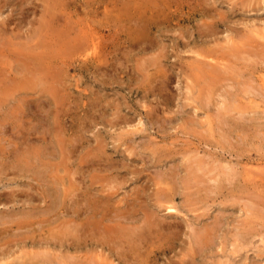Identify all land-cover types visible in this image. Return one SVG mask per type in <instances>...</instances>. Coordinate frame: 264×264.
Here are the masks:
<instances>
[{
	"label": "rangeland",
	"instance_id": "1",
	"mask_svg": "<svg viewBox=\"0 0 264 264\" xmlns=\"http://www.w3.org/2000/svg\"><path fill=\"white\" fill-rule=\"evenodd\" d=\"M0 84V264H122L51 238L153 221L144 264H264V0H0Z\"/></svg>",
	"mask_w": 264,
	"mask_h": 264
},
{
	"label": "bare ground",
	"instance_id": "2",
	"mask_svg": "<svg viewBox=\"0 0 264 264\" xmlns=\"http://www.w3.org/2000/svg\"><path fill=\"white\" fill-rule=\"evenodd\" d=\"M238 2V1H237ZM236 2V3H237ZM248 2V1H247ZM235 4V3H234ZM151 5V4H150ZM231 5V4H230ZM240 5V4H239ZM242 5V4H241ZM247 6H248V3H247ZM114 8V7H113ZM160 8V7H159ZM171 16V15H170ZM154 18V17H153ZM167 19V18H166ZM191 19V18H190ZM183 20H185V18H183ZM223 20V19H222ZM186 21V20H185ZM217 21V20H216ZM215 22V21H214ZM143 23V22H142ZM145 24H146V22H144ZM143 23V24H144ZM149 23V22H148ZM216 23V22H215ZM217 24H219L218 22H217ZM213 25H214V23H213ZM151 26V25H150ZM175 27V26H174ZM148 28V27H147ZM147 30V29H146ZM210 32V31H209ZM209 32H207V33H209ZM215 34V33H214ZM210 36V35H209ZM204 38H206L205 36H204ZM248 38V37H247ZM91 40V39H90ZM249 41H251L250 39H248ZM240 41V40H239ZM242 44V43H241ZM246 44H248V43H243L242 44V46H244V45H246ZM249 45V44H248ZM234 49V48H233ZM250 49V48H249ZM143 50V49H142ZM230 52H232V53H226V51L224 52V53H220V55L218 56V59L221 61V62H226V63H232L233 64V60L230 58V57H232L233 55H234V52H239V50H235L234 52H233V50H231ZM207 53H209V52H207ZM251 52H248V54H250ZM217 54V53H216ZM199 55V54H198ZM207 56H210V54H206ZM251 55H252V53H251ZM245 56V55H244ZM204 57V56H203ZM230 58V59H229ZM250 58V57H249ZM218 59H216V60H218ZM238 59H239V57H238ZM212 60V59H211ZM241 60V59H240ZM204 63H205V61H204ZM215 63H216V61H215ZM219 63V62H218ZM201 64H202V62H201ZM207 64V63H206ZM208 64H210V63H208ZM223 64V63H222ZM198 66H199V64H197ZM210 65H212V64H210ZM218 65V64H217ZM219 65H221V63L219 64ZM213 66V65H212ZM228 66V65H227ZM227 66H221V67H223L222 69H224V70H232L231 69V67H229V68H226ZM247 66V65H246ZM196 67V66H195ZM202 66L200 65V68H201ZM214 67V66H213ZM219 67V66H218ZM197 68V67H196ZM203 68V67H202ZM205 68V67H204ZM209 68V67H208ZM217 69H219V68H217ZM223 70V71H224ZM204 70H202V69H200L198 72H202V73H205V81L206 80H209L210 81V83L212 84V83H215V82H217L218 80H220V79H222L221 78V76L222 75H220V73L219 72H217V71H212L211 73L210 72H208V73H206L205 71L203 72ZM208 71V70H207ZM220 71V70H219ZM230 72V71H229ZM233 72V71H232ZM225 73H227V71H225ZM231 73V72H230ZM35 74V73H34ZM243 75V74H242ZM209 81H206V82H209ZM218 83V82H217ZM11 84H13V83H11ZM19 84V83H18ZM21 84V83H20ZM1 85V84H0ZM5 85H7V84H5ZM23 86H24V84H23ZM22 86V87H23ZM12 87V86H11ZM10 87V88H11ZM46 87V86H45ZM3 88V87H2ZM2 88H0V89H2ZM9 88V89H10ZM210 88V87H209ZM4 89V88H3ZM13 89V88H12ZM16 93H18L17 92V90L15 89L14 90ZM245 92H246V90H245ZM248 92V91H247ZM12 93V92H11ZM21 93V92H20ZM249 93V92H248ZM3 94V93H2ZM5 94H6V92H5ZM27 94V93H26ZM208 94V93H207ZM247 94V93H246ZM244 95V94H243ZM12 96V95H11ZM1 97H3V96H1ZM5 97V96H4ZM30 97V96H29ZM205 98V97H204ZM1 99H3V98H1ZM225 99V98H224ZM232 103V102H231ZM6 104V103H5ZM2 105V104H1ZM232 105L230 106V109L229 110H231L232 109ZM28 108V107H27ZM228 108V107H227ZM240 112V111H239ZM243 113V112H242ZM234 114V113H233ZM9 116V115H8ZM20 122V121H19ZM30 130V129H29ZM32 132V131H31ZM21 133V132H20ZM32 136V135H31ZM31 140V139H30ZM47 140V139H46ZM31 142V141H30ZM33 147V146H32ZM31 147V148H32ZM29 149H30V147H29ZM31 150V149H30ZM16 151V150H15ZM54 151V150H53ZM29 152V156H34V154H35V151H34V153L33 154H30V151H28ZM66 152V151H65ZM65 154V153H64ZM48 155V154H47ZM31 156V157H32ZM36 156V155H35ZM1 158V157H0ZM14 158V157H13ZM15 158H16V156H15ZM33 158V157H32ZM36 158V157H35ZM34 159V158H33ZM38 159V158H37ZM54 159V158H53ZM66 159V158H65ZM15 161H17L15 164H13L11 167L12 168H16V169H19L20 171L19 172H25V173H29L30 175L32 174L34 177H36L37 176V169L35 170V168H34V166H33V161H32V159H30L29 157L27 158V155L26 156H24V155H22V156H20L19 158H18V160H15ZM48 162V161H47ZM71 162V161H70ZM35 163V162H34ZM67 163V162H66ZM37 164V163H36ZM11 165V164H10ZM9 165V166H10ZM46 165V164H45ZM49 166V165H48ZM11 168V169H12ZM51 169V168H50ZM29 174H28V176H29ZM26 176H27V174H26ZM70 178V177H69ZM31 179H34V178H31ZM31 179H29V180H31ZM52 179V178H51ZM72 180V179H71ZM216 181V180H215ZM58 183V182H57ZM65 183V182H64ZM54 184V183H53ZM56 184V183H55ZM57 185H59V183L57 184ZM64 185V184H63ZM72 185V184H71ZM48 186V185H47ZM55 186V185H54ZM60 186V185H59ZM65 186V185H64ZM48 187H51V186H48ZM47 187V188H48ZM62 187V186H61ZM60 187V188H61ZM53 188V187H52ZM55 188V187H54ZM57 188H59V187H57ZM69 188H70V186H69ZM78 189V188H77ZM50 190V189H49ZM73 190V189H72ZM75 190V189H74ZM59 191H61V190H59ZM111 191V190H110ZM2 192V191H1ZM49 192V191H48ZM67 192H68V190H67ZM72 192V191H71ZM13 193H14V191H13ZM12 193V194H13ZM16 193H18V192H16ZM47 193V192H46ZM61 193V192H60ZM75 193V192H74ZM11 194V198L12 197H14L13 195ZM20 194V193H19ZM48 195H49V193H47ZM58 194V193H57ZM72 194V193H71ZM16 195V194H15ZM67 195V194H66ZM77 195V194H76ZM44 196V195H43ZM51 196V195H50ZM52 196H54V195H52ZM68 196H70V195H68ZM87 196V195H86ZM109 196V195H108ZM70 198V197H69ZM80 198V197H79ZM90 198H91V196H90ZM56 199V198H55ZM58 199H59V197H58ZM60 199H61V196H60ZM85 199H86V197H85ZM84 199V200H85ZM94 198H92V200H93ZM103 199V198H102ZM109 199V198H108ZM49 200V199H48ZM54 200V199H53ZM63 200L64 199H62V202H63ZM67 200V199H66ZM71 200V199H70ZM84 200H82L83 202H84V204H85V201ZM91 200V201H92ZM99 200V199H98ZM97 200V201H98ZM104 201H106L105 200V198L103 199ZM52 201V200H51ZM51 201H50V204H51ZM61 201V200H60ZM75 201V200H74ZM78 200H76V202H77ZM100 201V200H99ZM103 201V202H104ZM9 202H11V199H9L8 198V195L6 194V193H0V207L1 206H5V205H7ZM14 202H16V201H14ZM56 202V201H55ZM54 202V203H55ZM61 202V203H62ZM87 202V201H86ZM89 203H91L92 204V202H90V201H88ZM102 202V201H101ZM12 203V202H11ZM64 203V202H63ZM10 204V203H9ZM16 204V203H15ZM56 204H57V202H56ZM76 204V203H75ZM88 204V203H87ZM13 205V204H12ZM49 205V204H48ZM59 205V204H58ZM74 205V204H73ZM83 205V204H82ZM94 205H95V202H94ZM93 204L91 205L92 207L94 206ZM99 205V204H98ZM8 206V205H7ZM89 206V204L87 205V207ZM101 206H102V204H101ZM61 207V206H60ZM66 207H67V205H66ZM71 207V206H70ZM90 207V206H89ZM91 207V208H92ZM94 207H96V205L94 206ZM98 207V206H97ZM100 207V206H99ZM108 207V206H107ZM63 208V207H62ZM74 208V207H73ZM250 208V207H249ZM57 209V208H56ZM63 209H65V208H63ZM77 209V208H76ZM96 209V208H95ZM101 209H102V207H101ZM105 209H106V207H105ZM90 210H93V209H90ZM97 210H99L100 211V209H97ZM166 210H168V209H166ZM73 211V210H72ZM105 210H103V212H104ZM174 210H172V209H169L168 210V214L169 213H171V212H173ZM65 212H66V210H65ZM75 212V211H74ZM98 212V211H97ZM106 212V211H105ZM87 213V212H86ZM100 213V212H99ZM68 214V213H67ZM71 214V213H70ZM74 215H75V213H73ZM78 214V213H77ZM88 214V213H87ZM103 214V213H102ZM3 215H4V213H3ZM50 215V214H49ZM73 215V216H74ZM79 215V214H78ZM92 215H93V213H92ZM95 215H97V214H95ZM100 215H101V213H100ZM5 216V215H4ZM11 216V215H10ZM91 216V215H90ZM102 216L103 215H101V219H102ZM126 216V215H125ZM92 217V216H91ZM170 217V216H169ZM75 218V217H74ZM77 218V217H76ZM79 218V217H78ZM104 218V217H103ZM70 220V219H69ZM90 220V219H89ZM88 220V221H89ZM125 220V219H124ZM155 220V219H154ZM153 221V220H152ZM2 222V219L0 218V223ZM87 222V221H86ZM127 222V221H126ZM80 223V222H79ZM82 223V222H81ZM148 223H151V222H149L148 221ZM153 223L155 224L156 222L155 221H153ZM46 225H47V222L45 223ZM49 224V223H48ZM96 222H94V223H87V225H85V227H84V229H85V231H86V233H87V230L89 229L90 230V234H88V235H86V236H84V238H81L80 236H77L76 235V233H77V231L79 230V229H81V228H79V227H71L70 228V230H69V228L67 229V231H69L72 235H69L70 233L69 232H67V233H69L68 234V236H63V237H58V235H56L55 234V232H54V234L56 235V236H52V238H51V240L55 243V244H60V245H63V244H65V243H68L67 245H68V247H70V248H74V247H78V249H79V247L81 248V247H86L87 245L89 246H92V247H94V248H97V247H101V248H104V247H106V246H108L109 247V249L110 250H113V252L114 251H116V250H118V249H120L121 251H117V252H115V254L117 255V259L119 260V262L120 263H122V264H144L145 263V259L147 258H144V259H139V257H140V255L136 252L137 251V248H139L141 245H143V242H145L146 240H147V238L146 239H144V237H142L141 235H145V236H147L148 235V239H149V237H150V235H152V234H155V230H153V225L151 224L150 226H147V227H145V226H143V227H140L139 228V236H136V238H133V239H131L130 237V233L128 234L130 237H129V239H125L124 240V245L126 246V248L124 249V246L122 247V245H121V242L120 241H115L114 239H113V236L112 237H110L109 235H111L112 234V231L113 232H115L116 230H114L113 228H109L108 226H103L101 229H100V227H97L96 226ZM118 224V223H117ZM161 224V223H160ZM164 224V223H163ZM169 224V223H168ZM145 225H146V222H145ZM148 225V224H147ZM159 225V221H157V223L155 224V227H157ZM45 226V225H44ZM72 226V225H71ZM79 226V225H78ZM82 226V225H81ZM161 226V225H160ZM27 227V226H26ZM39 227V226H38ZM52 227V226H51ZM57 227V226H56ZM61 228H63L62 226H60ZM66 227V226H65ZM41 228V227H40ZM56 229V228H55ZM66 229V228H65ZM135 229V228H134ZM60 230V229H59ZM63 230V229H62ZM138 230V229H137ZM137 230H136V232H137ZM48 231H49V229H48ZM52 231V230H51ZM50 231V232H51ZM64 231V230H63ZM80 231V230H79ZM130 231V230H129ZM128 231V232H129ZM62 231H60V233H61ZM73 232V233H72ZM120 232H121V230L120 229H117V231L115 232L116 234L117 233H119L120 234ZM127 232V233H128ZM132 232H133V229H132ZM158 232V231H157ZM84 233V232H83ZM62 234V233H61ZM64 234V233H63ZM80 234V233H79ZM123 234V233H122ZM122 234H120L119 236H122L123 238H124V236L125 235H122ZM135 235H136V233H135ZM141 236V237H140ZM27 237H29V236H27ZM35 237V236H34ZM43 238V237H42ZM41 238V239H42ZM128 238V237H127ZM23 239H24V237H23ZM45 239V238H44ZM202 239V238H201ZM25 240V239H24ZM47 240V244H48V239H46ZM145 240V241H144ZM29 241V240H28ZM40 241V240H39ZM33 242V241H32ZM34 243V242H33ZM41 243H42V241H41ZM41 243H40V245H41ZM49 243H50V241H49ZM42 244H44V242L42 243ZM145 244H147L146 242L144 243V245ZM49 245V244H48ZM47 246V245H46ZM59 246V245H58ZM64 246V245H63ZM41 247V246H40ZM54 248H55V246H53ZM57 247V246H56ZM43 248H46V247H43ZM60 248H61V246H60ZM67 248V247H66ZM75 248V249H76ZM89 248V247H88ZM6 249V248H5ZM64 249V248H63ZM67 249H69V248H67ZM123 249L125 250L124 252H123ZM7 250V249H6ZM108 250V249H107ZM109 250V251H110ZM42 251H45V250H42ZM154 251V250H153ZM99 252V251H98ZM108 252V251H107ZM3 253V252H2ZM39 253H41V251L39 252ZM42 253H44V252H42ZM49 253V252H48ZM44 254H46V253H44ZM34 255V254H33ZM112 255V254H111ZM32 256V255H31ZM46 255H44V257H45ZM110 256V255H109ZM37 257V256H36ZM56 258H57V256H55ZM80 257V256H79ZM259 257V256H258ZM28 258V257H27ZM42 258V257H41ZM107 258H109V257H107ZM105 256H103L101 253H97L95 250L94 251H92L90 254H86V255H81V257H80V259H76L75 257H71L70 259V261H67L68 260V257L67 256H62L61 257V259H63V264H113V261H109V259H107ZM31 258H29V260H30ZM35 259V258H34ZM33 258H32V260H34ZM115 259V258H114ZM148 259V258H147ZM28 260V261H29ZM45 262V261H44ZM43 262V263H44ZM60 262H62L61 260H60ZM59 262V263H60ZM39 263V262H38ZM58 263V264H59ZM29 264V263H28ZM32 264V263H31Z\"/></svg>",
	"mask_w": 264,
	"mask_h": 264
}]
</instances>
